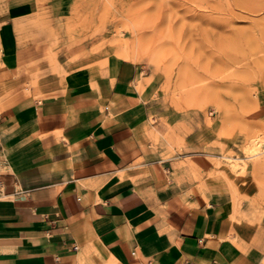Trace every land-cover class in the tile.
Masks as SVG:
<instances>
[{
    "label": "crops",
    "instance_id": "obj_1",
    "mask_svg": "<svg viewBox=\"0 0 264 264\" xmlns=\"http://www.w3.org/2000/svg\"><path fill=\"white\" fill-rule=\"evenodd\" d=\"M34 11L0 15V86L29 91L0 109V264H264V221L167 157L155 77L117 56L96 76L20 57L14 23Z\"/></svg>",
    "mask_w": 264,
    "mask_h": 264
},
{
    "label": "rangeland",
    "instance_id": "obj_2",
    "mask_svg": "<svg viewBox=\"0 0 264 264\" xmlns=\"http://www.w3.org/2000/svg\"><path fill=\"white\" fill-rule=\"evenodd\" d=\"M20 3L35 8L14 23L20 57L54 67L61 55L96 76L108 57L126 58L115 50L126 46L156 79L150 121L167 157L191 183L228 185L252 224H263L264 0H0V15ZM39 77L37 67L25 87L37 88ZM0 90V109L29 94ZM253 139L255 155L246 153ZM224 156L242 167L230 170Z\"/></svg>",
    "mask_w": 264,
    "mask_h": 264
},
{
    "label": "bare ground",
    "instance_id": "obj_3",
    "mask_svg": "<svg viewBox=\"0 0 264 264\" xmlns=\"http://www.w3.org/2000/svg\"><path fill=\"white\" fill-rule=\"evenodd\" d=\"M118 43H120V42H118ZM115 50H116V53H118L119 55H122V56H124V57H126L127 59L128 58H132V54L133 53H131V51L130 50H128V48L126 47V46H123L122 44H117V46H115ZM133 51V50H132ZM137 53V52H136ZM136 53H134V54H136ZM138 55L140 54V53H137ZM137 54H136V57H138L137 56ZM121 57V56H120ZM139 58V57H138ZM129 60V59H128ZM132 60H135L134 58L132 59ZM138 60V59H137ZM152 58H151V62H152ZM154 62V61H153ZM247 143V142H246ZM257 143H258V141H256V140H250L249 141V143L247 144V146H246V153H248V154H251V155H255L257 152H255L257 149H258V146H257ZM245 146V145H244ZM244 151V150H243ZM225 158H227V159H229V160H227V164H228V166H229V168H230V170H232V171H237L238 169H239V167H242V164H240L239 162H236L235 160H234V158H232V157H229V156H224ZM257 166H259V164L258 165H256V166H254V168H257ZM222 168H224V167H222ZM217 169V168H216ZM219 169V168H218ZM218 172L220 171L221 173H223L222 171H224V169L223 170H217ZM224 174V173H223ZM230 174V173H229Z\"/></svg>",
    "mask_w": 264,
    "mask_h": 264
}]
</instances>
